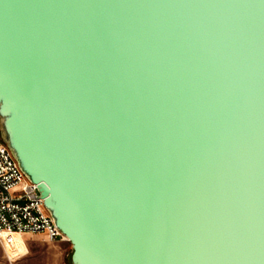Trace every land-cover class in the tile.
Here are the masks:
<instances>
[{"label": "water", "instance_id": "water-1", "mask_svg": "<svg viewBox=\"0 0 264 264\" xmlns=\"http://www.w3.org/2000/svg\"><path fill=\"white\" fill-rule=\"evenodd\" d=\"M0 137L71 264H264V0H0Z\"/></svg>", "mask_w": 264, "mask_h": 264}, {"label": "built area", "instance_id": "built-area-1", "mask_svg": "<svg viewBox=\"0 0 264 264\" xmlns=\"http://www.w3.org/2000/svg\"><path fill=\"white\" fill-rule=\"evenodd\" d=\"M4 233H43L50 241L66 238L54 224L37 185L26 178L0 137V237Z\"/></svg>", "mask_w": 264, "mask_h": 264}, {"label": "rangeland", "instance_id": "rangeland-1", "mask_svg": "<svg viewBox=\"0 0 264 264\" xmlns=\"http://www.w3.org/2000/svg\"><path fill=\"white\" fill-rule=\"evenodd\" d=\"M69 241H50L43 233L0 237V264H71Z\"/></svg>", "mask_w": 264, "mask_h": 264}, {"label": "bare ground", "instance_id": "bare-ground-1", "mask_svg": "<svg viewBox=\"0 0 264 264\" xmlns=\"http://www.w3.org/2000/svg\"><path fill=\"white\" fill-rule=\"evenodd\" d=\"M65 241H67V239L65 238Z\"/></svg>", "mask_w": 264, "mask_h": 264}]
</instances>
